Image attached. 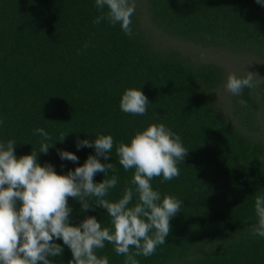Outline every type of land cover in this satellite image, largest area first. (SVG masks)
Wrapping results in <instances>:
<instances>
[{"label":"trees","instance_id":"trees-1","mask_svg":"<svg viewBox=\"0 0 264 264\" xmlns=\"http://www.w3.org/2000/svg\"><path fill=\"white\" fill-rule=\"evenodd\" d=\"M136 4L129 37L119 24H93L100 14L95 0H0V142L15 139L17 158L38 153L42 137L34 129L43 128L54 145L47 154L38 153L37 162L50 163L64 175L95 155L94 148L78 150L77 139L111 135L113 150L107 161L99 159L118 170V184L107 197L116 201L134 171L119 164L116 146L130 143L149 124L163 123L189 152L178 164V178L161 183L157 177L151 183L161 199L175 196L183 206L170 220L166 243L150 257H136L139 264H264V238L252 236L255 197L264 195V80L240 96L228 94L226 112L227 98L217 94L226 77L223 66L192 62L164 48L146 24L149 15L170 37L218 48L224 58L234 57L237 75L244 76L245 62L247 70L249 59L264 61V6L255 0ZM129 88L146 95L147 115L120 110ZM61 133H68L63 142ZM58 150L79 159L62 161ZM103 179V173L94 177L96 183ZM137 200L134 194L129 207ZM68 204L73 225L94 216L102 227L111 226L105 209L84 211L73 198ZM55 242L63 252L50 259L69 264L70 249L62 240ZM97 255H107L109 264L124 261L108 242Z\"/></svg>","mask_w":264,"mask_h":264},{"label":"clouds","instance_id":"clouds-1","mask_svg":"<svg viewBox=\"0 0 264 264\" xmlns=\"http://www.w3.org/2000/svg\"><path fill=\"white\" fill-rule=\"evenodd\" d=\"M255 2L264 6V0ZM94 6L100 14L93 24H119L125 35H133L131 18L136 12V0H95ZM256 76L247 71L244 76L229 73L225 89L240 96L245 88L257 86ZM239 103L248 106L246 101ZM148 105L146 95L136 88L126 89L119 103L122 112L133 116L147 115ZM34 134L42 137L38 153L47 154L54 145L48 143L51 134L43 128L34 129ZM67 134L61 133L58 141L63 142ZM16 145L15 139L0 142V264H54L50 258L63 252L56 240H62L70 249L69 264H109L107 255H97L105 242L112 244L117 256L124 257L123 264H139L136 257H150L166 243L170 220L181 211L183 201L171 195L161 199L160 191L154 190L151 182L157 177H162L161 183L178 178V164L184 162L189 150L180 135L163 123L149 124L137 131L130 143L116 146L119 164L125 171L134 170L116 201L107 197L118 184V170L113 163H101L99 159L108 160L114 146L111 135H98L92 141L77 139L78 150L94 148L95 155H89L82 166L64 175L50 163L41 166L34 150L17 158ZM58 155L62 161L75 163L79 159L69 151L58 150ZM109 172L113 175L107 178ZM97 173L104 174L102 182L94 181ZM134 194L138 200L129 207ZM68 198L78 200L84 211L105 209L111 226L102 227L94 216L73 225ZM254 211L257 223L252 236L264 238V195L255 197Z\"/></svg>","mask_w":264,"mask_h":264},{"label":"rangeland","instance_id":"rangeland-1","mask_svg":"<svg viewBox=\"0 0 264 264\" xmlns=\"http://www.w3.org/2000/svg\"><path fill=\"white\" fill-rule=\"evenodd\" d=\"M146 20H147V23L146 22L145 23L148 24L149 27L150 25H152L150 28H151L153 35L154 36L155 34L160 35L161 37L160 42L162 44L161 46H163L164 48L178 51L183 58L190 60L192 62L215 61V62L220 63L223 66L226 72V77L223 80L222 84L219 86L217 94H218V97L221 99H225V96H226L227 99L224 100L222 107L224 111L228 112V107L230 105L231 100L229 99L230 96L228 95L230 93H228L225 89L227 76L229 73L237 74L239 72L235 68L234 57L231 56L230 58L226 59L223 57L224 52L220 51L218 48H214L208 45L206 46L202 44H194L185 39H177V38L170 37V35L165 34L160 28H158L157 26L153 24L149 15H147ZM153 30H155V32ZM248 61L251 66L246 70V62H245V67H244L245 72L247 71V72L255 73L257 75L256 79L258 81L264 80V61L262 62L255 61V59H252V60L249 59Z\"/></svg>","mask_w":264,"mask_h":264}]
</instances>
